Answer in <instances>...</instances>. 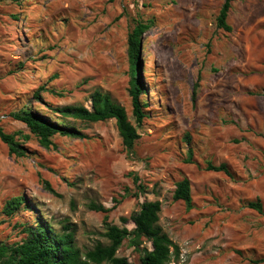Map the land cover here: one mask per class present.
Listing matches in <instances>:
<instances>
[{
    "label": "rangeland",
    "instance_id": "rangeland-1",
    "mask_svg": "<svg viewBox=\"0 0 264 264\" xmlns=\"http://www.w3.org/2000/svg\"><path fill=\"white\" fill-rule=\"evenodd\" d=\"M222 2L0 0V127L24 152L0 139V240L19 241L23 224L41 220L56 230L69 225L85 251L108 242L104 213L88 203L111 208L107 220L131 228L121 217L159 200L158 225L179 249L171 264H264L252 261L264 259V0H233L229 32L216 26ZM136 20L151 21L141 38L140 126L128 94L127 35ZM40 86L41 98H33ZM95 90L136 126L132 158L114 119L67 118L86 137L55 133L46 147L11 115L29 103L54 120L48 105L90 107ZM208 161L226 163L231 176L205 170ZM132 173L145 186L137 197L126 193L135 189ZM183 177L190 209L172 199ZM14 196L25 207L9 215L3 207ZM256 200L262 212L247 206ZM152 246L124 239L116 255L139 264L140 249Z\"/></svg>",
    "mask_w": 264,
    "mask_h": 264
},
{
    "label": "trees",
    "instance_id": "trees-1",
    "mask_svg": "<svg viewBox=\"0 0 264 264\" xmlns=\"http://www.w3.org/2000/svg\"><path fill=\"white\" fill-rule=\"evenodd\" d=\"M232 1L223 0L216 15V26L227 32L232 30L227 22ZM150 27L151 21L136 20L127 35L128 94L131 99V113L137 126H140L146 117L147 102L143 96L147 90L141 74V38ZM195 87L192 91L193 98L195 97ZM44 89H46L44 86H40L33 94V98H41V91ZM48 109L57 118L51 120L47 115L34 110L29 103L11 115L35 133L39 137L40 143L46 147L51 144L50 136L55 133L73 138L86 137L79 130L69 126L67 118L87 122L114 119L127 156L132 158L135 154V143L139 138L137 128L129 121L125 108L113 102L108 94L95 90L91 94L90 107L48 105ZM186 138L188 141L189 136L186 135ZM0 139L8 145L11 152L24 153L23 148L13 135L4 132L1 127ZM187 151L185 161L190 162L192 149L188 147ZM204 168L207 171L222 172L231 176V172L224 162L215 165L208 161ZM131 176L135 189H126V193L137 197L145 191V186L140 182L137 174L132 173ZM44 185L48 191L55 193L47 182H44ZM172 199L183 201L187 209L192 207L190 182L187 177H183L175 183ZM87 206L89 209L104 213V232L102 235L107 239V243L97 242L93 247L81 251L75 245L74 231L69 225H63L60 230H56L46 221L37 220L33 223L23 224L22 233L24 236L19 241L7 243L0 240V264H132L127 257L116 255L124 239H128L129 244L138 249L144 239L152 242V248L143 247L140 249L139 264H171V257H178L177 244L158 225L161 210L159 200L142 201L128 218L121 217L123 222L128 220L132 222L131 228L110 223L107 220V213L111 208L94 202L88 203ZM247 206L262 212V205L259 200L250 201ZM21 207H25V198L14 196L5 202L3 209L7 214L12 215ZM252 261L258 263L264 262V259Z\"/></svg>",
    "mask_w": 264,
    "mask_h": 264
}]
</instances>
